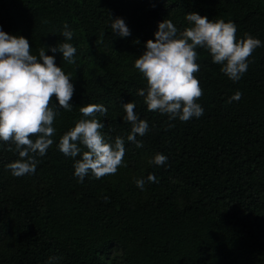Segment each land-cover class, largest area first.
<instances>
[{
  "label": "trees",
  "instance_id": "trees-1",
  "mask_svg": "<svg viewBox=\"0 0 264 264\" xmlns=\"http://www.w3.org/2000/svg\"><path fill=\"white\" fill-rule=\"evenodd\" d=\"M193 12L232 21L238 39L248 33L261 46L235 82L196 49L203 115L169 120L138 95L147 85L134 60L160 22L170 19L179 35ZM115 18L129 36L112 33ZM65 23L71 41L61 36ZM0 30L26 38L34 55L44 47L75 89L34 173L13 176L6 165L18 153L0 141V264H264V0H0ZM62 42L77 49L75 64L49 50ZM237 91L241 99L228 103ZM128 102L149 125L136 137L143 147L127 140ZM87 104L107 109L95 115L101 132L112 143L124 138L126 152L114 175L80 182L74 158L57 145ZM157 153L167 157L163 166L148 163Z\"/></svg>",
  "mask_w": 264,
  "mask_h": 264
},
{
  "label": "clouds",
  "instance_id": "clouds-1",
  "mask_svg": "<svg viewBox=\"0 0 264 264\" xmlns=\"http://www.w3.org/2000/svg\"><path fill=\"white\" fill-rule=\"evenodd\" d=\"M185 17L188 26L179 35L170 19L160 22L154 40H147L145 50L134 60V68L146 81V88L138 90V95L143 97L147 110L182 122L199 118L204 112L197 102L203 90L194 75L200 70L196 49H205L212 62L221 66V73L235 82L247 72L249 58L261 46V41L248 33L238 39L237 26L232 21H213L194 12ZM110 28L119 37L130 35L121 18L111 20ZM61 36L63 41L73 39L74 32L66 23ZM49 50L61 53L68 64L76 63L77 49L72 43H58ZM37 51L38 56L32 54L29 41L23 36L0 30V141L14 146L8 151L18 153L19 159L6 165L15 177L36 171L37 157H44L54 143V122L59 110L71 111L73 107L70 103L75 90L72 76L56 66L55 57L46 55L44 47ZM241 97L242 93L237 91L227 102L239 101ZM121 106L124 121L131 126L127 140L138 148L143 147L136 137L148 132L147 121L138 117L133 102ZM79 111L85 118L76 121L75 126L60 137L59 151L74 158V176L80 182L89 174L96 179L114 175L123 165L124 138L116 137L114 143L105 139L101 132L104 125L95 118L97 113L106 115L103 105L87 104ZM78 156L80 158L75 159ZM148 163L163 166L167 157L157 153ZM147 181L158 182L152 174L147 176ZM135 184L143 190L145 180L137 179ZM104 199L107 202L108 197ZM56 259L50 258L49 264Z\"/></svg>",
  "mask_w": 264,
  "mask_h": 264
}]
</instances>
